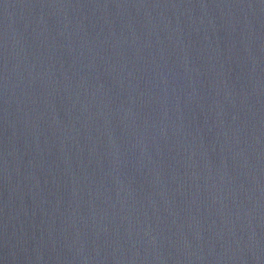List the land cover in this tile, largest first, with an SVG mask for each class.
<instances>
[{"label":"water","instance_id":"water-1","mask_svg":"<svg viewBox=\"0 0 264 264\" xmlns=\"http://www.w3.org/2000/svg\"><path fill=\"white\" fill-rule=\"evenodd\" d=\"M0 264H264V0H0Z\"/></svg>","mask_w":264,"mask_h":264}]
</instances>
